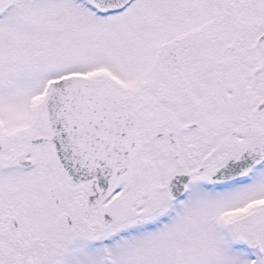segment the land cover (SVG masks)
<instances>
[{
	"label": "snow or ice",
	"instance_id": "1",
	"mask_svg": "<svg viewBox=\"0 0 264 264\" xmlns=\"http://www.w3.org/2000/svg\"><path fill=\"white\" fill-rule=\"evenodd\" d=\"M0 264H264V0H0Z\"/></svg>",
	"mask_w": 264,
	"mask_h": 264
}]
</instances>
